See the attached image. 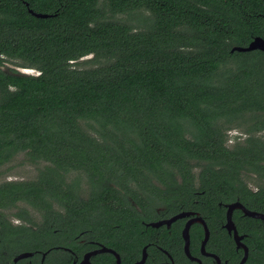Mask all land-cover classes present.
<instances>
[{
  "label": "trees",
  "instance_id": "trees-1",
  "mask_svg": "<svg viewBox=\"0 0 264 264\" xmlns=\"http://www.w3.org/2000/svg\"><path fill=\"white\" fill-rule=\"evenodd\" d=\"M258 36L264 0H0V167L20 153L38 165L32 179L0 183V225L18 203L55 217L56 202L69 225L97 211L87 222L117 229L123 255L151 243L161 260L156 243L195 264L180 228L146 227L137 207L155 213L159 198L172 202L164 193L186 201L197 178V208L241 196L264 209V185L257 195L244 182L264 177V52L232 51ZM232 128L246 137L228 144ZM215 209H201L213 229ZM259 226L246 264H264ZM210 249L238 264L232 242Z\"/></svg>",
  "mask_w": 264,
  "mask_h": 264
},
{
  "label": "flooded vegetation",
  "instance_id": "flooded-vegetation-1",
  "mask_svg": "<svg viewBox=\"0 0 264 264\" xmlns=\"http://www.w3.org/2000/svg\"><path fill=\"white\" fill-rule=\"evenodd\" d=\"M193 171L195 172V174H197L198 168H194ZM252 175L258 176L260 180L259 182H256L258 184L256 187H250L248 182L244 178V182L247 185V191L249 189L252 192H256L257 195H260L261 187L264 185V177H261L259 174L256 173ZM69 180L70 179H68V181ZM180 181L182 180L180 179ZM197 182L198 179L196 178L195 182L191 184L192 193L188 194V196L186 197V201H184L183 199H177L172 193H164L165 195H168L172 202L164 201V199L159 198L158 202H154V204L152 203V205H154L155 213H150L151 211H153V209L151 208L149 209L150 211H148L138 206L137 209L140 210L143 214H145L146 217L152 216V219L142 220L143 224L146 227L151 226L154 228H164L166 229V232L168 234L172 233V229L174 227L180 228L183 239L182 250L183 253L186 255L184 250L185 242L183 238V230L189 220L195 218L197 215H200L205 219L210 231V237L206 244V250L209 253L218 255L221 258L222 264H228L229 258L222 259V257L217 252L210 249V246L211 248L215 249H220L222 247L226 248V244L230 246V243L232 242L239 255L238 264H241V260L245 255V249L243 247L237 248L234 230L230 232L226 226V224L228 223L229 213L228 204L240 202L247 209L261 213H264V209L262 208V206L260 207L258 205L251 204L249 201L246 200V198H240L241 196H236L232 198V200L226 201L220 199L217 201L216 206L220 208V213L222 216L218 220L219 227L213 229L209 225L207 218L202 214L201 209H208V212H210L211 215H214L216 212V206L208 205L201 206V208H197L200 202L205 201L203 198H201L203 195H205V191L199 190L198 186L196 185ZM156 183H158L165 192H168L170 189H173V185L164 186V184H160L158 180L156 181ZM84 184H87V182H85ZM87 187H89V185ZM247 191L245 192L247 193ZM208 193L210 195H212L213 193L214 198L220 196V193L217 192L216 189H211ZM82 197L86 198L87 196L82 195ZM249 200L257 204L255 198H251ZM133 203L135 205L137 204L135 201ZM53 206L55 208L53 210H56L57 213L55 214V217L52 215H49L48 217L44 211L30 209H27V211H21L18 208L12 211L13 209H15L12 208L9 210H5V212L3 211L5 220L9 223V226L0 225V264H118L116 254L110 250L93 253V251L102 249L103 247L112 249L117 252L120 255L122 264H136V262L141 260L144 248H147V258L144 264H157L160 262L170 261L171 256L177 264L169 248L156 243L153 244H155V246L159 248L161 250V253L163 254L161 260L157 261L156 259L158 258V254L155 255L154 253L149 251V244L151 243H146L145 245H142L139 254H134L133 252H126L123 255L120 251L117 250L116 244L114 243L119 240V233L117 229L111 230L106 228L107 231L102 233L100 232V230L98 231V227L90 225V223H92L97 217V211L93 213H81L82 218L74 217L73 219L75 220L71 222L73 223V225H69L70 220H68V216H65V209H63L62 206H60L56 202ZM186 212L189 214L178 218L170 224L164 222L160 226L151 225L152 222L170 219L171 217L177 214ZM20 213L23 215H20ZM87 214H89L90 220L84 219ZM231 217L235 223L239 235L243 237L242 242L248 247V258L244 262V264H246L251 255L252 250H254V243H251L252 235L261 234V230L259 229L262 226L259 225H262L264 223V220L254 216H250L241 207L234 208L231 211ZM87 221H89L90 223ZM255 221L263 222L256 223ZM46 223H49V225H45ZM195 228L202 230V235H200L197 240V248H199L198 254L193 253L191 247L193 242L196 240L195 237H192V232ZM7 230L11 232L6 233L5 231ZM219 235L223 237H220ZM146 236H144V239H146ZM190 236V250L192 255L201 258L203 260V264L204 258H210L212 261H214L215 264H217L215 258H213L211 255H203L201 251L202 241L205 237L204 224L201 222L192 223L190 227ZM224 236L226 237L224 238ZM132 240L133 237L127 238V241H130L128 250L133 248V243H131ZM156 240L158 241V238ZM87 255L88 258L86 259ZM189 259L195 264H198L196 260H192L191 258Z\"/></svg>",
  "mask_w": 264,
  "mask_h": 264
},
{
  "label": "water",
  "instance_id": "water-1",
  "mask_svg": "<svg viewBox=\"0 0 264 264\" xmlns=\"http://www.w3.org/2000/svg\"><path fill=\"white\" fill-rule=\"evenodd\" d=\"M30 11H31V13L33 15H35L37 17H48L49 16V14H47V13L35 12L32 9H30ZM253 50H261V51L264 52V37H261V36L255 37L246 46L235 45L232 48L233 52L234 51H253ZM228 207H229L228 223L226 224V226H227V228L229 229L230 232L232 230H234V236H235L237 248L243 247L245 249V255H244L243 259L241 260V264H244V262L248 258V247L242 242V238L243 237L241 235H239V233H238V231L236 229L235 223H234V221L232 220V217H231V211L234 208H236V207H241L250 216H254V217L260 218L262 220H264V213L251 211V210L247 209L240 202H234L232 204H228ZM186 214H189V213H187V212L186 213H180V214H177V215L171 217L170 219H166V220L158 221V222H152L151 225L152 226H160L164 222H167L168 224H170L173 221L177 220L178 218H181V217L185 216ZM194 222H201V223L204 224V227H205V237H204V239L202 241V247H201L202 254L203 255H211L213 258L216 259L217 264H222L221 258L218 255L213 254V253H209L206 250V244H207V242L209 240V237H210V231H209V228L207 226V223H206L205 219L202 216H200V215H197L195 218H192L191 220H189V222L186 224V226H185V228L183 230V238H184V242H185L184 250H185L186 255L189 258H191L192 260H196L198 262V264H203V260L201 258H199V257L193 256L192 253H191V250H190V244H191L190 227H191L192 223H194ZM105 250H110V251L114 252L116 254V256H117L118 264H122L120 255L117 252H115L114 250H112V249H108L106 247H103L102 249L93 251V253L102 252V251H105ZM143 251L144 252H143V256H142L141 260L136 262V264H144V262L146 261L147 248H144ZM87 258H88V255L86 256V259ZM157 264H176V263H175V261L173 260V258L171 256V260L170 261L160 262V263H157Z\"/></svg>",
  "mask_w": 264,
  "mask_h": 264
},
{
  "label": "rangeland",
  "instance_id": "rangeland-1",
  "mask_svg": "<svg viewBox=\"0 0 264 264\" xmlns=\"http://www.w3.org/2000/svg\"><path fill=\"white\" fill-rule=\"evenodd\" d=\"M15 68H17L21 72H25L29 74L38 73L35 69L18 68V67ZM228 135H229L228 144H231L233 141H235L236 138H237L236 140H243L246 137L245 133H243L240 129H236V128H232L231 130H229ZM37 168L38 165L27 162L24 154L20 153L16 155L10 162L0 167V183L6 181H19V180L32 179L37 173ZM244 178L246 179L250 187H256L258 185L256 182H259L260 180L258 176L251 174H246ZM84 182L85 181L83 180L81 184L82 190H85L88 186L87 184H84ZM22 207H26L30 210H33L31 209L30 206L24 203H19L17 207L12 211Z\"/></svg>",
  "mask_w": 264,
  "mask_h": 264
}]
</instances>
